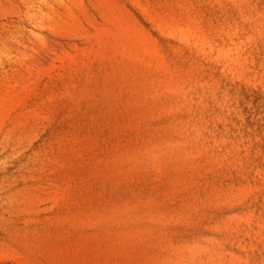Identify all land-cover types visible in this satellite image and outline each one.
Listing matches in <instances>:
<instances>
[{"label":"rangeland","instance_id":"1","mask_svg":"<svg viewBox=\"0 0 264 264\" xmlns=\"http://www.w3.org/2000/svg\"><path fill=\"white\" fill-rule=\"evenodd\" d=\"M254 1L166 58L140 0H0V264H264Z\"/></svg>","mask_w":264,"mask_h":264},{"label":"bare ground","instance_id":"2","mask_svg":"<svg viewBox=\"0 0 264 264\" xmlns=\"http://www.w3.org/2000/svg\"><path fill=\"white\" fill-rule=\"evenodd\" d=\"M233 1L234 0H140L142 5L147 9V14H152L154 10L162 15L159 28L164 40L160 43V48L162 50H159L158 53H163L166 58L167 22L172 27L170 31L172 35L180 39V46L183 48L190 47L192 49L191 51H194L195 45H198L197 37H201L202 41L207 40L213 34L214 30H216L215 28L219 26L220 28L218 29L224 31L228 20L223 18L222 12L225 8L230 7ZM253 3L264 17V0H255ZM71 70L72 69H68L66 75L70 86L74 87L78 84L85 86L91 83L90 81L92 79H90L89 76L91 75L88 71L84 69H80L79 71ZM49 161L52 162L50 159ZM115 191L117 194L123 193L118 189ZM70 193L72 192L67 193V199L70 201L69 205L72 203ZM108 201L110 203L109 199ZM51 251L54 257L61 260L60 262L62 264H90L86 259L85 253L75 255L67 246L63 250L52 247ZM94 261L96 264H104V259L100 254L94 258Z\"/></svg>","mask_w":264,"mask_h":264}]
</instances>
